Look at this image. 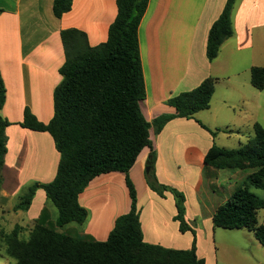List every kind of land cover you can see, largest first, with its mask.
I'll return each mask as SVG.
<instances>
[{
    "label": "crops",
    "instance_id": "obj_1",
    "mask_svg": "<svg viewBox=\"0 0 264 264\" xmlns=\"http://www.w3.org/2000/svg\"><path fill=\"white\" fill-rule=\"evenodd\" d=\"M226 2L150 0L139 28L147 89L141 108L147 121L152 122L162 114H174L175 108L168 103L172 97L196 89L208 78L217 79L208 110L197 113L195 119H174L159 134L151 130L157 154V179L185 194L186 220L196 231L199 258L200 225L211 222L218 208L235 191L232 184L223 198L212 195L207 178L236 183L240 171L234 170L223 179L224 170L206 166L208 151L214 144L220 147L217 144L220 132L214 138L199 122L214 131L223 129L218 121L223 107H212L217 87L225 80L230 82L233 73H238L239 54L256 49L264 54V0H237L232 16L234 35L222 45L215 61L208 60L209 32ZM53 3L54 0H0V71L7 89L6 103L0 113L12 123L6 128L8 141L2 188L9 197L21 196L35 183H51L57 175L60 154L52 136L25 129L19 123L26 108L45 124L54 116V91L62 81L59 70L65 62L60 32L82 31L90 46L95 47L108 40L109 28L118 13L116 0H73L72 10L57 19ZM255 66L264 67L251 63L248 71ZM223 104L229 105L227 100ZM150 153L145 148L130 171L137 190L144 242L167 249L189 250L194 235L180 232L179 222L175 221L174 196L166 193L162 198L146 182ZM79 203L91 214L81 226L82 235L106 241L116 220L131 209L125 175L112 172L95 178L79 196ZM53 206L45 191L39 189L29 210L23 212L26 221L35 223L47 208L51 220L56 222L58 214ZM212 228L216 235V228Z\"/></svg>",
    "mask_w": 264,
    "mask_h": 264
},
{
    "label": "trees",
    "instance_id": "obj_2",
    "mask_svg": "<svg viewBox=\"0 0 264 264\" xmlns=\"http://www.w3.org/2000/svg\"><path fill=\"white\" fill-rule=\"evenodd\" d=\"M150 0H116L118 13L109 28L108 40L90 46L84 32L66 29L60 32L65 62L59 73L61 83L54 91V116L47 124L26 108L19 125L36 132L49 133L60 162L55 179L48 184L35 183L21 196L16 210L26 212L39 189L58 210L53 222L44 208L34 224L31 238L19 244V251H9L16 264H206L197 254V236L186 220V196L174 187L160 183L156 176L157 154L151 130L159 134L172 120L195 119L208 110L216 89V78H208L192 91L172 97L168 103L174 114H162L152 122L145 118L141 104L147 89L141 59L139 28ZM237 0H227L223 12L212 25L207 42V58L215 61L222 45L233 37V10ZM73 7V0H54L53 13L61 19ZM2 10H0V14ZM251 84L264 90V67L251 68ZM7 99V89L0 71V112ZM215 138L219 132L199 122ZM12 125L0 113V186L7 154L6 128ZM256 145L245 144L229 150L214 144L205 156V164L217 170L252 172L215 213L214 228L246 229L264 246V224L258 213L264 200L252 190H264V128L254 124ZM149 148L145 177L148 186L160 197L174 196L175 221L181 233L191 232L194 241L189 250L167 249L144 242L137 203V190L130 171L139 155ZM119 172L125 175L131 199L128 214L120 216L104 242L88 235L59 233L69 224H84L88 212L79 196L95 178Z\"/></svg>",
    "mask_w": 264,
    "mask_h": 264
},
{
    "label": "rangeland",
    "instance_id": "obj_3",
    "mask_svg": "<svg viewBox=\"0 0 264 264\" xmlns=\"http://www.w3.org/2000/svg\"><path fill=\"white\" fill-rule=\"evenodd\" d=\"M237 57L240 61L236 66L240 68L238 73H233L230 82L225 80L219 84L217 96L212 104L213 108L223 107V111L219 113L218 121L222 130H227L228 133L220 132L217 144L229 150L239 149L249 143L255 146L253 126L259 124L264 128V90L259 91L252 86L251 70L247 69L251 63L264 65V54L260 49H256L252 52H243ZM224 100H227L228 106L223 104ZM202 115H206V113ZM147 169L148 167L146 171ZM234 172L236 171L224 170L223 179H227L228 175ZM251 172L252 170L239 171L236 183L233 180L232 182L229 180L221 182L208 177L211 179L210 183L207 178L210 193L223 198L230 192L232 184L233 190H236L242 186L247 173ZM221 185H223V189ZM252 191L264 200V190L253 189ZM19 202L20 196L9 197L0 186V264H16V260L9 255V251H19V244L29 241L34 229L35 223L27 222L26 214L16 210ZM53 210L57 215L58 210L55 206H53ZM87 212L85 223L91 217L90 212L88 210ZM258 220L260 224H264V210L259 211ZM81 226L83 224L72 223L57 229V232L82 235ZM212 227H214L212 221L205 222L199 227L200 256L206 259V264H264V246L255 238L253 232L246 229L216 228L215 235Z\"/></svg>",
    "mask_w": 264,
    "mask_h": 264
}]
</instances>
